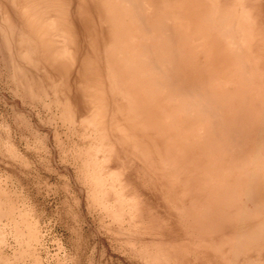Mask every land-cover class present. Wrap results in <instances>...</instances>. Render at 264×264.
<instances>
[{"label":"rangeland","instance_id":"1","mask_svg":"<svg viewBox=\"0 0 264 264\" xmlns=\"http://www.w3.org/2000/svg\"><path fill=\"white\" fill-rule=\"evenodd\" d=\"M263 51L264 0H0V264H264Z\"/></svg>","mask_w":264,"mask_h":264},{"label":"bare ground","instance_id":"2","mask_svg":"<svg viewBox=\"0 0 264 264\" xmlns=\"http://www.w3.org/2000/svg\"><path fill=\"white\" fill-rule=\"evenodd\" d=\"M151 2H152V0H151ZM141 3V2H140ZM139 3V4H140ZM153 4V3H152ZM155 4V3H154ZM123 5V4H122ZM126 5V4H125ZM147 6V5H146ZM150 6V5H149ZM152 10H153V8H152ZM134 12V11H133ZM151 13V12H150ZM37 15V14H36ZM36 15H34V16H36ZM153 15V14H152ZM33 16V17H34ZM145 16V15H144ZM32 17V16H31ZM216 18V17H215ZM219 18V17H218ZM227 18V17H226ZM150 19V18H149ZM220 19V18H219ZM218 19V20H219ZM234 19V18H233ZM39 20V19H38ZM175 20V19H174ZM221 21H222V19H220ZM48 21V20H47ZM60 21V20H59ZM145 21V20H144ZM167 21V20H166ZM169 21V20H168ZM172 21H173V19H172ZM53 20H52V24H53ZM56 22V21H55ZM170 22V21H169ZM219 22V21H218ZM226 22V21H225ZM38 23V22H37ZM60 22H58V24H59ZM140 23V22H139ZM171 23V22H170ZM211 23V22H210ZM34 24V23H33ZM56 24V23H55ZM143 24V23H142ZM182 24V23H181ZM213 24V23H212ZM54 25V24H53ZM57 25V24H56ZM144 25V24H143ZM215 25V24H214ZM225 25H226V23H225ZM237 25V24H236ZM161 26V25H160ZM180 25H178V27H179ZM183 26V25H182ZM52 27V26H51ZM54 27V26H53ZM52 27V28H53ZM56 27V26H55ZM60 26H58V28H59ZM144 27V26H143ZM142 27V28H143ZM147 27V26H146ZM162 27V26H161ZM57 28V27H56ZM55 28V29H56ZM63 28V27H62ZM163 28V27H162ZM212 28H214V27H212ZM242 28V27H241ZM241 28H239V29H241ZM172 29V28H171ZM174 29V28H173ZM173 29H172V31H173ZM179 29H181V26L179 27ZM215 29V28H214ZM219 29V28H218ZM147 30H149V28H147ZM156 30V29H155ZM55 30H53V32H54ZM57 31H59V30H57ZM176 31H178V30H176ZM229 31V30H228ZM65 32H67V31H65ZM151 32V31H150ZM165 32V31H164ZM179 32V31H178ZM218 32H221V31H218ZM222 32H224V31H222ZM41 33V32H40ZM56 33V32H55ZM60 33H62V32H60ZM180 33V32H179ZM229 33V32H228ZM42 34V33H41ZM156 34V33H155ZM160 34V33H159ZM173 34H174V31H173ZM187 34V33H186ZM244 34V33H243ZM55 35V34H54ZM69 35V34H68ZM152 35V34H151ZM165 35V34H164ZM164 35H163V37H164ZM175 35V34H174ZM241 35H242V33H241ZM178 36V35H177ZM219 36H220V34H219ZM245 36V35H244ZM248 36V35H247ZM251 36V35H250ZM254 36V35H253ZM152 37V36H151ZM161 37V36H160ZM254 37H256V36H254ZM39 38H40V36H39ZM49 38V37H48ZM53 38V37H52ZM181 38V37H180ZM244 38V37H243ZM257 38V37H256ZM55 39H57V38H55ZM59 39V38H58ZM61 39H63V38H61ZM66 39V38H65ZM166 39V38H165ZM171 39V38H170ZM232 39H233V36H232ZM241 39V38H240ZM250 39V38H249ZM53 40V39H52ZM51 40V41H52ZM70 40H72V39H70ZM179 40H181V39H179ZM203 40H204V38H203ZM247 40V39H246ZM251 40V39H250ZM255 40H258V39H255ZM41 41V40H40ZM68 41V40H67ZM184 41V40H183ZM232 41V40H231ZM240 41H242V40H240ZM58 43H59V41H57ZM63 42V41H62ZM181 42V41H180ZM233 42V41H232ZM248 42V41H247ZM46 43V42H45ZM61 43V42H60ZM59 43V44H60ZM172 43V42H171ZM50 44V43H49ZM68 44H70V43H68ZM67 44V45H68ZM163 44V43H162ZM223 44H225V43H223ZM248 44V43H247ZM262 44V43H261ZM53 45V44H52ZM58 45V44H57ZM62 45H63V43H62ZM183 45V44H182ZM245 45V43L243 44V46ZM71 45H69V47H70ZM162 46V45H161ZM172 46V45H171ZM180 46V45H179ZM184 46V45H183ZM201 46V45H200ZM205 46H206V44H205ZM261 46V45H260ZM72 47H74V46H72ZM147 47V46H146ZM163 47V46H162ZM207 47V46H206ZM259 47V46H258ZM258 47H256V50H259V49H257ZM62 48V47H61ZM60 48V49H61ZM150 48H152V47H150ZM174 48H176V46L174 47ZM182 48H184V47H182ZM200 48V47H199ZM247 48V47H246ZM74 49V48H73ZM72 49V50H73ZM177 49V48H176ZM198 49V48H197ZM204 49H205V47H204ZM208 49V48H207ZM225 49V48H224ZM62 50V49H61ZM61 50H58V51H61ZM64 50V49H63ZM185 50V49H184ZM187 50V49H186ZM227 50V49H226ZM255 50V51H256ZM238 51V50H237ZM247 51V50H246ZM262 51V50H261ZM168 52V51H167ZM264 52V51H263ZM54 53H56V52H54ZM178 53V52H177ZM230 53V52H229ZM234 53V52H233ZM245 53H247V52H245ZM249 53V52H248ZM56 54H58V52L56 53ZM163 54V53H162ZM187 54V53H186ZM189 54V53H188ZM193 54V53H192ZM235 54H237V52L235 53ZM54 55V54H53ZM62 55L63 54H61V57H60V59L61 58H63L62 57ZM193 55H195V53L193 54ZM238 55V54H237ZM248 55V54H247ZM246 56V55H245ZM244 56V57H245ZM250 56V55H249ZM52 57V56H51ZM147 57V56H146ZM238 57H240L239 55H238ZM252 57V56H251ZM57 58V57H56ZM65 58V57H64ZM74 58H75V55H74ZM179 58V57H178ZM250 58V57H249ZM53 59V58H52ZM76 59V58H75ZM145 59V58H144ZM163 59V58H162ZM187 59V58H186ZM193 59V58H192ZM64 60V59H63ZM66 60V59H65ZM148 60V59H147ZM52 62V61H51ZM67 62H68V59H67ZM148 62H149V60H148ZM197 62V61H196ZM54 62H52V64H53ZM74 63V62H73ZM184 63V62H183ZM240 63V62H239ZM150 64V63H149ZM166 64V63H165ZM180 64H181V62H180ZM187 64V63H186ZM263 64V63H262ZM249 65V64H248ZM264 65V64H263ZM196 66V65H195ZM71 67V66H70ZM202 67V66H201ZM239 67V66H238ZM250 67V66H249ZM251 68V67H250ZM154 69V68H153ZM169 69V68H168ZM191 69H192V67H191ZM194 69V68H193ZM203 69V68H202ZM207 69H208V67H207ZM240 69V68H239ZM238 70V69H237ZM241 70H243V69H241ZM194 71V70H193ZM196 71V70H195ZM202 71H204V69L202 70ZM210 71V70H209ZM252 72V71H251ZM207 73H208V71H207ZM239 73V72H238ZM248 73V72H247ZM204 74V73H203ZM207 75V74H206ZM249 74H247V76H248ZM251 75H252V73H251ZM175 76V75H174ZM251 77V76H250ZM159 78V77H158ZM212 78V77H211ZM248 78H249V76H248ZM249 80H250V78H249ZM248 80V81H249ZM157 81V80H156ZM209 81H211V80H209ZM251 81V80H250ZM212 82V81H211ZM215 83V82H214ZM207 84H208V82H207ZM215 84H217V82L215 83ZM218 84H219V82H218ZM261 84V83H260ZM153 85V84H152ZM166 85V84H165ZM169 85V84H168ZM215 86V85H214ZM213 86V87H214ZM156 87V86H155ZM216 87V86H215ZM208 88V87H207ZM166 89V88H165ZM169 89V88H168ZM210 89V88H209ZM175 90V89H174ZM220 90V89H219ZM165 91V90H164ZM163 92V91H162ZM209 93V92H208ZM182 94V93H181ZM202 95V94H201ZM208 95H210V94H208ZM215 94H213V95H211L212 97L214 96ZM175 96V95H174ZM196 96V95H195ZM194 97V96H193ZM203 97V96H202ZM197 98V97H196ZM215 98V97H214ZM175 99V98H174ZM190 99V98H189ZM222 99V98H221ZM177 100V99H176ZM206 100V99H205ZM172 101V100H171ZM202 101V100H201ZM207 101V100H206ZM215 101V100H214ZM231 101V100H230ZM235 101V100H234ZM217 102V101H216ZM222 102V101H221ZM223 102H225V100L223 101ZM238 102V101H237ZM178 104V103H177ZM232 104V103H231ZM204 105H206V104H204ZM224 105V104H223ZM188 106H189V104H188ZM220 106H221V103H220ZM220 106H218L219 108H220ZM235 106V105H234ZM191 107V106H190ZM199 107V106H198ZM217 107V108H218ZM230 107V106H229ZM206 108V107H205ZM223 108V107H222ZM235 108V107H234ZM233 108V109H234ZM202 109H204V108H202ZM213 109V108H212ZM214 109H216V107L214 108ZM236 109H237V107H236ZM195 110H196V108H195ZM208 110V109H207ZM220 110H221V108H220ZM227 110H228V108H227ZM208 111H210V110H208ZM214 111V110H213ZM191 112V111H190ZM203 112H204V110H203ZM226 112H228V111H226ZM215 113V112H214ZM214 113H213V115H212V117L214 116ZM216 114V113H215ZM221 114V113H220ZM219 114V115H220ZM228 114V113H227ZM226 114V115H227ZM192 115V114H191ZM223 115V114H222ZM221 115V116H222ZM220 116V117H221ZM208 118V117H207ZM223 118V117H222ZM225 118V117H224ZM167 119H169V118H167ZM206 119V118H205ZM210 119V118H209ZM221 119V118H220ZM167 121V120H166ZM212 121V120H211ZM219 122V121H218ZM223 122V121H222ZM204 123H206V122H204ZM224 123V122H223ZM211 124V123H210ZM120 125V124H119ZM218 126V125H217ZM222 126V125H221ZM227 126V125H226ZM122 128V127H121ZM217 129H218V127H217ZM223 129V128H222ZM210 130V129H209ZM228 132V131H227ZM228 135V134H227ZM221 137V136H220ZM226 137V136H225ZM249 138V137H248ZM250 138H252V137H250ZM226 139V138H225ZM247 140V139H246ZM239 142H241V141H239ZM223 149V148H222ZM235 151V150H234ZM251 155V154H250ZM234 157V156H233ZM239 159V158H238ZM240 160V159H239ZM247 162V161H246ZM242 165V164H241ZM231 166H232V164H231ZM239 166V165H238ZM240 168H242V167H240ZM233 169H235V168H233ZM233 169H231V170H233ZM239 169V168H238ZM229 170V169H228ZM248 170V169H247ZM239 171V170H238ZM262 172V171H261ZM239 178H241V177H239ZM240 181H241V179H240ZM239 181V182H240ZM242 183V182H241ZM236 184V183H235ZM257 184V183H256ZM238 185V184H237ZM236 187V186H235ZM237 192V191H236ZM237 194V193H236ZM240 194V193H239ZM234 196H235V194H234ZM233 196V197H234ZM235 198V197H234ZM237 198V197H236ZM245 200V199H244ZM240 203V202H239ZM235 205V204H234ZM245 206V205H244ZM236 207V206H235ZM240 207H242V205H240ZM236 210H239V209H236ZM247 210V209H246ZM232 211H234V210H232ZM231 211V212H232ZM240 213H241V211H240ZM247 214H249V213H247ZM246 214V215H247ZM239 216H240V214H238ZM238 215L236 216V218H238ZM242 216V215H241ZM250 216V215H249ZM252 216H254V214L252 215ZM250 220V219H249ZM246 222H247V220H246ZM249 224V223H248ZM245 239V238H244ZM264 239V238H263ZM240 240V239H239ZM247 240V239H246ZM245 241V240H244ZM255 242V241H254ZM260 246H261V244H260ZM150 254V253H149ZM257 258V257H256ZM152 259V258H151ZM155 263V262H154Z\"/></svg>","mask_w":264,"mask_h":264}]
</instances>
